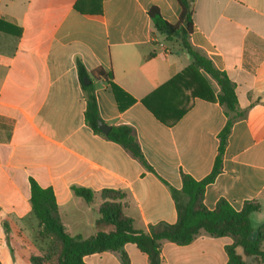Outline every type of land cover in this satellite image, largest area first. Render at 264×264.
Masks as SVG:
<instances>
[{"label":"crops","instance_id":"0c3cea01","mask_svg":"<svg viewBox=\"0 0 264 264\" xmlns=\"http://www.w3.org/2000/svg\"><path fill=\"white\" fill-rule=\"evenodd\" d=\"M152 8L178 23L176 0H0V19L21 29L20 37L0 32L1 264L10 252L26 253L29 264L42 255L31 179L53 189L65 231L87 239L98 232L103 190L125 193V215L137 230L149 232L153 225L178 221L171 188H182L183 174L197 181L211 174L228 120L217 100L182 94L175 107H191L171 127L142 103L193 64L178 42L154 29ZM193 22L192 46L228 75L238 110L245 113L232 126L222 172L206 187L204 205L214 210L225 199L240 212L247 202H256L261 209L252 220L262 224L264 0H196ZM79 62L88 72H112L124 108L110 80L94 81L101 120L132 127L152 171L86 123ZM200 77L208 95L217 98V82L203 71ZM72 187L94 191V201L88 204ZM233 243L232 237L205 232L185 246L163 241L161 264H228L226 247ZM85 262L150 264L132 243L86 256Z\"/></svg>","mask_w":264,"mask_h":264},{"label":"trees","instance_id":"16d2710c","mask_svg":"<svg viewBox=\"0 0 264 264\" xmlns=\"http://www.w3.org/2000/svg\"><path fill=\"white\" fill-rule=\"evenodd\" d=\"M181 8L177 24L167 22L157 8L149 11L154 29L164 35L168 41H176L182 49L193 59V64L182 74L174 77L168 83L145 98L143 105L166 126L175 125L189 110L191 104L182 108L175 107V101L182 94L190 93L191 97L207 100H217L224 109L228 120L219 134L220 145L211 174L203 180L197 181L189 175H182V188H171L176 203L178 221L175 224L165 222L153 225L149 232L137 230L134 221L124 213L123 200L126 194L116 190H103V203L100 207V219L96 222L98 232L90 238L71 236L64 228L58 213V204L52 188H42L34 179L31 183L30 204L33 215L39 221L36 240H49L56 251L55 258H46L43 254L33 256L32 264H86L85 257L106 251H121L128 243L135 244L138 249L149 256L150 264H161V246L163 241H170L180 246L189 245L196 237L205 232L212 237H232L234 243L226 247L229 257L228 264H247L245 258H251L257 264H264V251L261 245L264 241V223L256 228L252 215L261 209L256 202H247L242 211H236L225 199L219 200L214 210L204 205L206 187L213 183L222 172L224 152L234 122L245 116L238 110V96L234 83L228 75L218 70L213 62L198 52L190 42L193 32L194 3L196 0H176ZM0 32L20 37L21 29L0 19ZM200 71L208 74L220 87L217 98L208 95V88L200 77ZM79 79L86 100V123L94 132L105 136L121 145L128 153L137 159L144 167L152 171L142 148L138 142L135 130L130 126H112L108 134H104L98 127L101 120L98 101L94 89V81L110 80L118 99L120 109L123 104L113 84V74L103 68L88 72L84 65L78 63ZM86 79H91L85 84ZM173 93V95H172ZM207 93V94H206ZM134 102L131 99L130 103ZM129 103V104H130ZM72 191L85 202L94 201L95 192L81 187H72ZM9 232V228H7ZM239 250L242 253H239ZM123 262L127 263L125 256ZM1 264V262H0Z\"/></svg>","mask_w":264,"mask_h":264},{"label":"rangeland","instance_id":"374dc122","mask_svg":"<svg viewBox=\"0 0 264 264\" xmlns=\"http://www.w3.org/2000/svg\"><path fill=\"white\" fill-rule=\"evenodd\" d=\"M256 228L260 225L257 224L256 221ZM39 247L44 256L48 259V257L53 259L55 258L56 251L53 249L52 244L49 240H46L45 242H39ZM8 250H11L8 246ZM25 257H21L20 255H14L13 252H10L8 255V260L5 262L6 264H29L28 258L26 257V253L24 255ZM48 264H52V262H49Z\"/></svg>","mask_w":264,"mask_h":264},{"label":"water","instance_id":"95a60500","mask_svg":"<svg viewBox=\"0 0 264 264\" xmlns=\"http://www.w3.org/2000/svg\"><path fill=\"white\" fill-rule=\"evenodd\" d=\"M188 56H189V54H188ZM91 82V79H86L85 80V84H89ZM98 127L101 129V131L104 133V134H108L110 131H111V129H112V127L110 126V125H108V124H106L104 121H102V120H99L98 121Z\"/></svg>","mask_w":264,"mask_h":264}]
</instances>
